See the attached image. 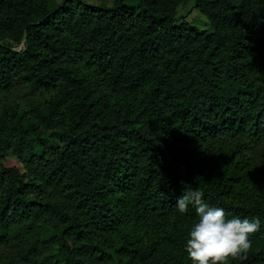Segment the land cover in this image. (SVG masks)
<instances>
[{
  "label": "trees",
  "instance_id": "trees-1",
  "mask_svg": "<svg viewBox=\"0 0 264 264\" xmlns=\"http://www.w3.org/2000/svg\"><path fill=\"white\" fill-rule=\"evenodd\" d=\"M128 1L0 0V264H191L187 189L264 264V0Z\"/></svg>",
  "mask_w": 264,
  "mask_h": 264
},
{
  "label": "clouds",
  "instance_id": "clouds-1",
  "mask_svg": "<svg viewBox=\"0 0 264 264\" xmlns=\"http://www.w3.org/2000/svg\"><path fill=\"white\" fill-rule=\"evenodd\" d=\"M203 197V191L187 189L176 202L181 214L191 205L199 217L186 242L191 264H228L244 257L252 248L251 237L260 230L259 218L229 219L223 208L210 207Z\"/></svg>",
  "mask_w": 264,
  "mask_h": 264
},
{
  "label": "rangeland",
  "instance_id": "rangeland-1",
  "mask_svg": "<svg viewBox=\"0 0 264 264\" xmlns=\"http://www.w3.org/2000/svg\"><path fill=\"white\" fill-rule=\"evenodd\" d=\"M58 3L63 2L64 0H55ZM89 5L98 6L101 4H106L107 6H112L113 0H83ZM129 5L136 6L137 0H129ZM178 20L179 23L183 21L189 22L191 25L196 26L200 30H210V22L196 7V0H190L186 5H183L178 10ZM23 46L16 48L17 50H21ZM9 99L12 102L19 104L22 108L27 107L33 98L28 94L27 88H19L13 94L9 96ZM5 166H15L19 165V161L13 155H9L5 161L1 162ZM22 167V165H19Z\"/></svg>",
  "mask_w": 264,
  "mask_h": 264
}]
</instances>
